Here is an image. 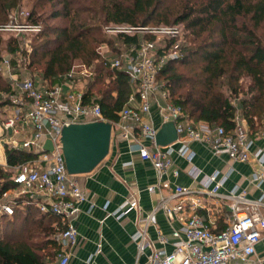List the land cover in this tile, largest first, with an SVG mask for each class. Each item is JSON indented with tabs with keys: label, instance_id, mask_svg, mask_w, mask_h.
Segmentation results:
<instances>
[{
	"label": "built area",
	"instance_id": "1",
	"mask_svg": "<svg viewBox=\"0 0 264 264\" xmlns=\"http://www.w3.org/2000/svg\"><path fill=\"white\" fill-rule=\"evenodd\" d=\"M20 14L23 15V22L18 21L14 14L10 15L6 25L0 26V32H15L14 37L21 41L18 42L21 46H18L15 54L0 59V70L7 76L11 87L10 94L2 95V99L10 102V109L1 120L4 136L0 146L31 153L35 158L32 162L14 168L12 180L15 188L1 196L0 218L12 215L14 199L18 198L36 202L41 213L60 217L64 229L55 240L63 251L57 257L56 264H68L69 256L65 249L76 243L77 232L73 221L79 213L80 204L86 202L87 197L74 176L66 172L59 141L60 132L63 126L72 123L107 121L102 117L97 103L84 104L83 92L74 91V80L77 75H87V68L83 67L80 73L70 71L62 84L53 87L40 84L27 71L28 54L31 52V40L27 36L38 34L41 26L25 22L26 12ZM103 31L128 34L138 32L155 38L154 41L144 40L139 45H129L124 52L105 61L110 68L125 72L130 83L135 85L134 95L118 114L119 121L111 123L112 140L130 142L131 151H135L141 160L149 162L158 177L172 167L173 154L191 165L195 154L187 142H195L205 146L214 156L225 155L231 161L254 163L255 170L250 183L256 186L264 183V117L259 131L249 130L238 115L234 119V128L226 131L222 127L212 128L204 123L193 124L187 121L180 107L167 101L164 85L157 81L156 76L167 61H177L183 57L179 49L183 39L180 27L104 26ZM169 39H173L174 43L167 49L163 48L158 55V43ZM64 88L68 91L64 92ZM153 105L160 114L162 124L172 122L175 127L176 140L164 147L156 146L158 129L145 120ZM27 126L30 130L25 132ZM20 135L23 138L20 139ZM47 140L52 145L49 152L43 149ZM257 140L263 141L262 147L255 146ZM144 142H148L149 146ZM176 144L179 146L176 147ZM125 166H130V163ZM172 173L177 176L178 171L173 170ZM189 175L196 180L200 171L191 166ZM199 183L200 188L197 189L176 185L170 196L160 197L155 207L141 220L142 226L132 236V240L137 243L138 253L150 250L145 264H264L255 256V245L264 235V215L261 211L264 208V193L251 200L246 197L245 191H239L235 186L227 195H222L219 189L223 180L217 179V172L203 176ZM158 188L149 186L146 190L155 193ZM10 194L15 195L11 201H1ZM203 197L227 205V212L223 215V229H212L210 223L197 213ZM185 202L188 203L189 213L184 211ZM137 208L135 196L130 195L111 215L120 219ZM156 211H162L171 227L174 241L170 253L153 249L147 241L146 228L155 224ZM175 222L180 223L178 228L172 226ZM159 239L163 240L161 236Z\"/></svg>",
	"mask_w": 264,
	"mask_h": 264
},
{
	"label": "trees",
	"instance_id": "2",
	"mask_svg": "<svg viewBox=\"0 0 264 264\" xmlns=\"http://www.w3.org/2000/svg\"><path fill=\"white\" fill-rule=\"evenodd\" d=\"M23 1L0 0V26L8 23ZM189 1L186 11L170 22L167 15L156 18L146 14L150 8L147 0L128 4L117 0H31L25 22L40 25L41 31L32 39L27 67L46 87L62 84L75 65L90 69L100 59L96 47L110 42L99 25L101 17L106 26H178L183 31L179 44L183 57L167 61L156 76L163 82L167 101L180 107L193 124L231 131L238 115L249 130L256 131L264 117V0ZM46 3H52L50 13L42 11ZM55 20L65 23L52 24ZM117 36L125 47L155 40L138 32ZM4 42L7 54L18 51L17 38L4 41L0 37V52ZM172 43L173 39L158 43L157 54ZM104 70L103 89L94 91L95 80L91 79L82 102L97 103L102 117L115 124L134 95L135 85L120 69L103 63L100 71ZM10 93L9 83L0 76V107L9 106L2 95ZM4 157L7 169L0 166V198L15 188L11 170L32 162L35 155L5 146ZM14 202L12 215L0 218V264H55L63 251L55 240L64 229L60 217L39 212L36 202L27 198Z\"/></svg>",
	"mask_w": 264,
	"mask_h": 264
},
{
	"label": "crops",
	"instance_id": "3",
	"mask_svg": "<svg viewBox=\"0 0 264 264\" xmlns=\"http://www.w3.org/2000/svg\"><path fill=\"white\" fill-rule=\"evenodd\" d=\"M76 87L77 83H74V91L81 92ZM67 91L68 89L64 88V92ZM145 120L154 128H160L162 121L155 105ZM262 126L260 120L256 131ZM28 130L30 127H25V132ZM19 138H23V135ZM144 144L149 146L148 142ZM130 145L128 141L111 139L104 160L92 172L74 176L87 201L80 204L79 213L73 221L77 237L76 243L65 249L69 256L68 264H145L150 250L138 253L137 243L132 240V236L141 228V220L155 207L158 199L168 198L176 185L197 189L200 188L199 181L203 176L217 172V179L223 180V185L219 189L222 195H227L235 186L239 191H245L246 197L251 200L264 193V183L259 186L250 183L255 170V164L252 162L231 161L225 155L214 156L205 146L187 142L195 154L192 164L173 154L172 167L166 174L158 177L150 163L141 160L135 151H131ZM175 146L178 147L179 144ZM255 146L262 147L263 141L257 140ZM126 163H130V166H125ZM191 166L200 171V176L196 180L189 175ZM173 170L178 171L177 176L173 175ZM149 186L159 187V190L149 193L146 190ZM130 195L135 196L138 208L116 219L111 214ZM185 205L187 207L185 206L184 211L189 213L188 203L185 202ZM261 211L264 215V208ZM226 212V204L221 205L206 197L202 198V206L197 211L210 223L212 229L218 231L225 226L223 215ZM172 226L178 228L180 223L175 222ZM146 233L147 241L153 249L164 250L166 253L173 250L171 227L162 211L155 212V224L148 225ZM159 236L163 240H160ZM98 249L99 253L96 252ZM255 256L264 263V235L255 245ZM89 259L90 262L87 263Z\"/></svg>",
	"mask_w": 264,
	"mask_h": 264
},
{
	"label": "rangeland",
	"instance_id": "4",
	"mask_svg": "<svg viewBox=\"0 0 264 264\" xmlns=\"http://www.w3.org/2000/svg\"><path fill=\"white\" fill-rule=\"evenodd\" d=\"M30 1L31 0H24L23 2H21L19 9L13 11L10 15H14V14H15V16L17 15L16 19L20 22H23L24 18H23V15L20 14V12L25 13L29 9L30 4H31ZM98 1L107 2L109 0H98ZM117 1L120 3H127L128 4V3H131L132 0H117ZM147 1L149 2L150 8L146 10V14H151L152 16H155L156 18H158L162 14L167 15V17L170 19V22L173 21L177 15H180L184 11H186L185 7H186L187 3L190 2L189 0H147ZM82 3H83V5L88 4L86 1H82ZM51 4L52 3H46L42 11H44L45 13H50V10L52 9ZM59 23L64 24L65 21L64 20L52 21V24H59ZM99 25L101 27L106 26L104 24V20L102 17L99 19ZM180 29H181V27H180ZM102 32L104 34L103 36L105 37V39L109 40L110 42H109V44H107V43L99 44L96 47V50L99 53L100 59L97 62H95L91 66L90 69L87 68V71H88L87 75H83V76L77 75L76 79L74 80V83L75 84L77 83L76 89L78 91L83 92L85 90L87 83L89 81H91V79L95 80L94 85H93L94 91H97L99 89H103V87L105 86V83H106V78L104 76L106 71L105 70L100 71V68L103 66V63H105L106 60H111L112 58H114L118 54L124 52V50L126 48L125 46H123L121 44V42H120L121 40H119V38L117 36L118 33H105L104 31H102ZM14 33L15 32H11V31L0 32V37L4 41H8L9 39L14 37ZM181 33H183L182 29H181ZM33 37H34V35H28L27 36V38L31 40V44H32ZM18 40H19V38H18ZM19 42H21V41H19ZM156 42H160V41H156ZM19 46H21V45L19 44ZM1 48H2V51L0 52V59L9 58L10 56H8V54H7L5 42L2 43ZM99 63L101 65H99ZM72 70L80 73L83 70V67L75 65ZM16 71H17L16 73H18L17 69H16ZM27 71L30 73L28 68H27ZM0 76H1V79L3 81L9 83L7 76L2 74V70H0ZM37 81L40 84H42V82L38 78H37ZM101 82H103V83L101 84ZM159 83L163 84V82H160V81H159ZM240 97H242V96H240ZM9 109H10V107H7V106L0 107V141L4 136L3 131L1 129V120L6 116V111H8ZM0 149H1V153L3 155V159H4V148H3V146H2V148L0 147ZM0 166L6 168L5 167V159L3 162H0ZM8 171H10V170L8 169ZM13 172L14 171L11 170L12 175H13ZM14 197H15V195L10 194V195H7L5 198L3 197L1 199V201L2 202L11 201Z\"/></svg>",
	"mask_w": 264,
	"mask_h": 264
},
{
	"label": "water",
	"instance_id": "5",
	"mask_svg": "<svg viewBox=\"0 0 264 264\" xmlns=\"http://www.w3.org/2000/svg\"><path fill=\"white\" fill-rule=\"evenodd\" d=\"M10 134V130L8 131ZM177 138L174 124L164 123L155 136L159 147L173 143ZM60 145L66 172L77 176L92 172L107 156L111 142L110 122L72 123L62 127ZM44 151H51L50 141H46Z\"/></svg>",
	"mask_w": 264,
	"mask_h": 264
}]
</instances>
